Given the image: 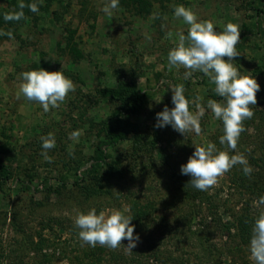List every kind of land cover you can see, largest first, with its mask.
<instances>
[{
    "label": "rangeland",
    "instance_id": "1",
    "mask_svg": "<svg viewBox=\"0 0 264 264\" xmlns=\"http://www.w3.org/2000/svg\"><path fill=\"white\" fill-rule=\"evenodd\" d=\"M9 2L0 0V8L12 11ZM106 3L108 0H41L39 11L26 22L13 28L0 22V33H4L0 34V161L10 164L13 171L11 180H0V264H90L89 259L77 258L81 246H89L79 238L80 230L74 225L77 214L95 208L97 213L108 215L119 210L130 216L128 201L137 195L143 202L154 201L159 213L171 215L175 207L167 203L177 193L176 174L193 153L194 144L211 142L229 154H244L253 146L260 117L241 133L235 151L221 145V121L206 109L208 99H221L214 92L215 85L201 72L185 80V69H170L167 57L178 42L175 34L186 35L188 30V25L173 15L175 6L191 8L199 20H212L217 31L229 22L237 24L241 40L236 48L240 54L232 63L241 74L257 79L261 88L257 105L252 107L264 109V0H144V4L119 0L111 16L102 11ZM9 32L11 37L6 34ZM74 45L80 55L69 50ZM62 67L75 91L68 93L58 108L44 112L38 102L22 95L17 98L23 72L40 68L57 71ZM124 81H134L149 93L140 113L122 118L127 128L139 125L154 136L156 114L165 105L174 106L170 88L182 84L185 96L191 100L200 97L206 109L200 121L202 132L199 136L182 135L171 126L157 127L154 146L137 151L130 133L110 150L109 160L117 159L124 165V172L112 175L105 192L87 196L72 182L87 175L89 157L99 141L97 124L122 105L101 97L97 89ZM190 110L196 111L195 104ZM74 130L81 133L77 140L69 139ZM50 132L56 146L48 150L51 159L45 160L41 137ZM66 166L77 173H71L69 183L62 187L58 178ZM22 180L34 185L46 181L52 189H24ZM230 183L227 171L208 191L215 202L236 211L247 197L231 188ZM207 207L203 205L207 224L202 233L210 236V243L225 250L231 238L221 232L220 226H214ZM261 208L264 210V204ZM186 242L195 243L193 247L184 245L191 254L189 264H213L198 257L203 250L197 237ZM127 243L123 240L119 250H126ZM144 244L145 238L139 237L135 247ZM242 255L245 262H232L235 257L228 252L220 259L223 264H255L249 247Z\"/></svg>",
    "mask_w": 264,
    "mask_h": 264
},
{
    "label": "clouds",
    "instance_id": "2",
    "mask_svg": "<svg viewBox=\"0 0 264 264\" xmlns=\"http://www.w3.org/2000/svg\"><path fill=\"white\" fill-rule=\"evenodd\" d=\"M25 6L21 3V11L5 14L4 19L20 20L24 15L22 9ZM118 6L119 0H108L102 11L111 16ZM27 7L34 13L39 11L35 2L29 3ZM173 15L181 18L183 23L188 25V30L186 35L182 32L175 34L178 42L168 52V66L170 69L182 66L185 69V80L192 78L194 72H201L209 77L210 82L215 85V94L221 99H208L206 109L223 124V135L219 137V143L226 144L228 149L236 150L240 135L245 131L243 122L253 117L252 106L257 105V92L261 88L255 77L241 74L238 67L232 63L240 54L236 48L241 40L240 27L229 22L217 31L212 20H199L196 13L184 5L175 6ZM6 34L9 37L12 35L10 32ZM168 36L173 37V33L170 31ZM21 76L22 83L17 98L22 95L29 101L38 102L44 112L58 108L68 93L75 91V85L64 74L63 67L57 71L43 68L25 71ZM170 89L174 106L169 108L165 105L163 110L156 114L155 127L171 126L182 135L195 133L199 136L202 132L200 121L206 111L205 107L201 106V98H187L182 84ZM193 104L195 112L190 110V105ZM80 134L79 130H74L69 133V139L77 140ZM194 145L193 153L188 161L181 165L180 172L191 177L188 183L197 190L207 191L217 183L218 177L237 164L244 165V171L250 172L243 154L220 151L211 142ZM55 146L53 133L41 137V155L45 160L51 159L48 150ZM260 203L264 204V197L260 198ZM132 220L133 217L124 215L119 210L106 215L104 211L97 213L96 209L92 208L86 213L77 214L74 225L80 230L79 238L89 246L95 247L99 244L116 249L123 240H127L126 250L130 251L139 241V234L134 235L135 225ZM249 252L250 259H253L255 264H264V212L254 221Z\"/></svg>",
    "mask_w": 264,
    "mask_h": 264
},
{
    "label": "trees",
    "instance_id": "3",
    "mask_svg": "<svg viewBox=\"0 0 264 264\" xmlns=\"http://www.w3.org/2000/svg\"><path fill=\"white\" fill-rule=\"evenodd\" d=\"M138 1L144 4V0ZM33 2L37 3L38 8L41 7V0H11L9 3L13 10L0 8V22L8 24V28L26 22L29 16L34 13L27 5ZM21 3L26 5L22 9L23 17L20 20H5V14L21 11L19 7ZM70 39L72 40L73 36ZM69 50L81 54L80 51H76L75 45L69 47ZM125 75L121 73V76ZM97 93L101 97L120 101L122 105L97 124L99 125L97 130L99 141L94 154L89 157L87 175L85 178H78L72 182L87 196L105 192L106 183H109L112 175L124 172L122 163L117 159L109 160L111 149L126 140L130 133L133 134L134 151L152 147L157 139L155 133L158 132V128L155 126H152L154 127V136H152L150 132L145 131L139 125L127 128L122 124L123 117L127 118L132 114L140 113L148 101V91L142 90L136 82L124 81L114 86L100 87L97 89ZM211 95L216 96L214 93ZM252 110L254 115L251 119L243 122L244 127H249L258 116L261 122L255 125L258 133L257 136H254V142L252 141V148L244 150L243 154L247 159V167L250 168V172L244 171L245 166L241 165L240 167L238 164L234 169L229 170L230 187L236 189L237 192L244 193L247 197L240 209L229 210L225 203L215 202L214 196L208 190L200 191L192 187L188 183L191 177L182 175L179 170L176 174L178 175L177 193L167 203L168 207H175L171 215L159 213L158 206L154 201L145 200L143 202L137 195L129 198L130 216L133 217L132 224L135 225L134 235L139 234L140 238L144 237L146 244L134 247L129 252L99 244L95 247L81 246L77 258L81 261L89 259L90 264H189L191 254L190 251L184 250V245L193 247L195 243L186 241L195 240L197 237L200 241V248L203 250V255L198 257L200 260L205 258L202 262L223 264L220 255L224 252L235 257L232 262H237L240 259L245 262L242 253H245L246 248L249 247L254 221L261 212H264L261 208L263 204L260 203V198L264 197V109L257 111L252 107ZM220 126L223 127L222 122ZM71 173L76 174L77 172L69 166H66L61 172L58 180L62 187L69 183ZM12 178L13 171L10 164L0 161V180L9 181ZM32 183L22 180V187L37 191L52 189V184L46 181L40 182L38 185ZM253 202H256L258 206L255 207ZM204 204H208L207 212L213 218L214 226H220L221 232L227 233L231 238V242L225 250L210 243V236L202 233L207 224V216L202 213ZM220 207L223 208L222 211H220ZM224 215L227 216L226 219ZM210 235H212L211 232Z\"/></svg>",
    "mask_w": 264,
    "mask_h": 264
}]
</instances>
